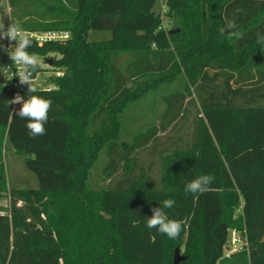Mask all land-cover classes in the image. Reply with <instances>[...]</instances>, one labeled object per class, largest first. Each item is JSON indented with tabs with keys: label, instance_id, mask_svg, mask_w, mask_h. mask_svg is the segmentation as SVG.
<instances>
[{
	"label": "trees",
	"instance_id": "trees-1",
	"mask_svg": "<svg viewBox=\"0 0 264 264\" xmlns=\"http://www.w3.org/2000/svg\"><path fill=\"white\" fill-rule=\"evenodd\" d=\"M57 1L58 21H18L25 30L70 34L41 46L32 39L27 49L62 72L49 80L56 89L28 93L51 101L43 135H29L13 91L0 84V199H9L0 206V264H174L177 247L187 257L178 264H264V0H166L179 28L172 34L161 28L155 0ZM229 21L240 39L221 35ZM90 30L111 37L89 40ZM179 73L199 88L201 116L188 145L161 151L156 181L131 154L183 113L190 88L164 97L159 125L134 134L124 150L118 114ZM6 142L25 156L37 189L8 188ZM103 149L107 172L122 159L121 176L90 189L89 170ZM202 175L214 177L209 190L186 193ZM165 199L175 201L166 215L182 225L176 239L146 227ZM230 229L243 232L246 247L225 256Z\"/></svg>",
	"mask_w": 264,
	"mask_h": 264
},
{
	"label": "rangeland",
	"instance_id": "rangeland-1",
	"mask_svg": "<svg viewBox=\"0 0 264 264\" xmlns=\"http://www.w3.org/2000/svg\"><path fill=\"white\" fill-rule=\"evenodd\" d=\"M7 1L11 8L17 9L14 13L18 18L14 19L13 9H8L6 0H0V22L5 25V28L13 22L18 23V21L26 22L29 20L30 24L38 26L39 24H49L59 20L58 16H56L57 11L53 12L51 9V7L57 8L59 6L60 3L57 0H47L46 4H40L39 0ZM153 9L157 13H160L161 28L165 31L176 28L179 30L174 16L166 8V0H155ZM10 17L11 23L9 22ZM39 31L43 30L29 32ZM110 37V30H90L88 32L89 40H103ZM3 40L7 41L8 51L10 52L15 45V41ZM37 57L39 58V68L41 69L37 74V84L48 85L49 80L53 78V72L58 69L51 66L45 57L39 55ZM190 80L187 74L179 73L173 81L148 89L141 97L127 103L118 114L120 126L117 142L119 148L124 150L129 147L134 134L146 130L149 126L159 125L165 110L164 97L174 92H182L186 95L185 88L187 86L190 88L192 94L186 98L184 107L182 108L183 113L179 114L164 131H160L156 138L147 146L137 149V151L131 154V156H134L138 160L140 167L148 172L156 181H158L160 174L159 157L161 151L166 147H183L188 145L193 138L195 122L201 116V113L198 112L200 109L199 97L197 95L199 88L193 85ZM210 82L214 83L215 80H210ZM216 83H219L221 86L222 79H219ZM247 83L243 84L246 88L249 87ZM121 156V154H118V160ZM2 160L9 189L38 188L39 184L36 175L25 165V156L13 151L9 142H6L4 145ZM108 161L109 157L106 150H101L89 170L88 188L95 190L106 188L113 185L120 178L122 159L118 162V171L113 174L105 170ZM0 206L8 208L9 199L7 197L1 198ZM237 213H240V209L237 210ZM241 232L234 229L229 230L227 244L224 248L225 256L240 252L246 247L244 235ZM180 252L183 254L182 249H180Z\"/></svg>",
	"mask_w": 264,
	"mask_h": 264
},
{
	"label": "clouds",
	"instance_id": "clouds-1",
	"mask_svg": "<svg viewBox=\"0 0 264 264\" xmlns=\"http://www.w3.org/2000/svg\"><path fill=\"white\" fill-rule=\"evenodd\" d=\"M238 26L235 21H229L225 28L220 29L221 35H225L227 31V39H240L241 33L234 31ZM8 39L15 41V45L9 52L8 47L4 48L0 44V49L6 51L11 61L16 66L17 77L21 85L28 86V93H35L37 88L32 85L33 73L39 67V58L34 53H29L27 49L32 45L30 34L23 29L18 23H11L5 28V25L0 22V40ZM258 43L264 44V36L258 37ZM12 104H20L18 110H14L16 116L27 118L26 124L29 130V135L36 137L45 133L44 124L48 121V112L51 107V101L37 95H28L25 100L18 93L12 100ZM214 177L210 175H202L185 186V192L192 194H202L209 190V186L213 183ZM173 199H165L162 201V207H154L151 209L152 215L148 217L146 227L149 229H157L161 234H166L170 239L179 237L182 225L179 221L169 219L164 209H170L174 206Z\"/></svg>",
	"mask_w": 264,
	"mask_h": 264
},
{
	"label": "built area",
	"instance_id": "built-area-1",
	"mask_svg": "<svg viewBox=\"0 0 264 264\" xmlns=\"http://www.w3.org/2000/svg\"><path fill=\"white\" fill-rule=\"evenodd\" d=\"M31 38L34 39V41L37 43L38 46H41L48 42H55V41H63L69 38V32L65 30H43L39 32H29L27 31ZM0 71L4 78V85L14 93V98L16 94L18 93L21 95L25 100L28 98V86L27 85H21L19 83V78L17 77L16 72V66L11 61L10 56H8L7 61L4 64H1ZM38 72L32 76V82H34V79ZM62 72L60 70L54 71L53 76H61ZM36 88H42L46 90L50 89H56V86L52 83H49L48 85L44 84H35L33 85ZM13 98V99H14ZM20 104H13V108L17 109L20 108Z\"/></svg>",
	"mask_w": 264,
	"mask_h": 264
},
{
	"label": "water",
	"instance_id": "water-1",
	"mask_svg": "<svg viewBox=\"0 0 264 264\" xmlns=\"http://www.w3.org/2000/svg\"><path fill=\"white\" fill-rule=\"evenodd\" d=\"M177 30H178L177 28L171 29L168 31V34H172ZM0 44H2L4 48L8 47V43L6 40L0 41ZM8 56H9V54L6 51H4L3 49H0V65L4 64L7 61ZM0 84H4V78H3L1 71H0ZM186 258L187 257L180 252V249L178 247L175 248L174 255H173L174 264H178L179 262L185 260Z\"/></svg>",
	"mask_w": 264,
	"mask_h": 264
},
{
	"label": "crops",
	"instance_id": "crops-1",
	"mask_svg": "<svg viewBox=\"0 0 264 264\" xmlns=\"http://www.w3.org/2000/svg\"><path fill=\"white\" fill-rule=\"evenodd\" d=\"M6 5L8 6V9H10L11 10V7L9 6V4H8V1L6 0ZM15 9V8H14ZM15 10H17V9H15ZM10 15V14H9ZM9 22L11 23V17L9 18ZM49 63H50V61H48ZM38 83V81H37V75H36V77H35V79H34V82H32V85H35V84H37ZM14 109V108H13ZM161 131H164V130H161ZM159 133V132H158Z\"/></svg>",
	"mask_w": 264,
	"mask_h": 264
}]
</instances>
